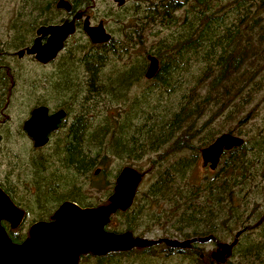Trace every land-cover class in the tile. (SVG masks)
<instances>
[{
    "label": "trees",
    "instance_id": "16d2710c",
    "mask_svg": "<svg viewBox=\"0 0 264 264\" xmlns=\"http://www.w3.org/2000/svg\"><path fill=\"white\" fill-rule=\"evenodd\" d=\"M73 5L86 15L90 0ZM148 8L155 17L137 6L131 13L127 3L101 17L119 32L133 28L122 38L92 45L81 34L80 44L68 42L59 82L49 92L43 78L44 91L30 108L63 109L72 117L42 148L28 143L1 157L9 146H0V161L6 160L0 188L26 213L27 223L43 221L66 201L82 208L105 204L114 187L110 161L126 160L143 175L137 163L146 158L150 182L142 183L128 210L110 217L106 231L180 240L212 235L218 242L241 231L225 264H264V0H156ZM44 12L40 8L36 18ZM153 25L167 34L136 55L135 46L144 45ZM147 55L158 61L152 80L143 77ZM1 82L6 86L5 73ZM218 119L236 123L229 133L244 136V143L224 152L214 171L201 173L199 151L219 134L212 131ZM244 124L250 125L247 133ZM8 129L25 138L21 126L2 131ZM25 223L18 243L27 236ZM202 245L87 254L79 264H151L160 254L178 256L175 264H215Z\"/></svg>",
    "mask_w": 264,
    "mask_h": 264
},
{
    "label": "water",
    "instance_id": "95a60500",
    "mask_svg": "<svg viewBox=\"0 0 264 264\" xmlns=\"http://www.w3.org/2000/svg\"><path fill=\"white\" fill-rule=\"evenodd\" d=\"M121 7L125 0H107ZM57 8L71 11L68 0H59ZM82 20V31L92 44L107 43L111 36L102 22L91 25L82 12L74 14L70 21L60 26H42L36 30L32 45L16 52L21 58L24 54L34 56L39 64L53 60L63 48L64 42L76 31L75 22ZM47 41L42 44V39ZM148 68L146 79H151L158 69L157 60L146 56ZM66 118L64 110L49 113L44 105L33 108L23 122L22 129L33 143L34 148H42L48 143L49 136L60 128ZM244 139L229 133L216 137L208 146L200 150L201 166L214 171L224 152L242 146ZM98 174V170L95 171ZM142 180V174L132 167H123L115 178V184L107 202L96 207H79L66 201L54 211L51 220L38 221L28 229V237L15 244L7 237L0 226V264H79L81 256L90 254L96 257L109 253L126 252L134 248L152 247L164 244L170 248L190 249L194 243H215L217 248L210 253L215 264H225L237 243L241 231L237 232L229 243H218L213 236L195 237L187 240L160 238L156 240L134 237L130 232L113 233L105 230L110 217L117 211L128 210L134 201ZM9 222L15 229L25 220L24 211L17 207L0 188V221Z\"/></svg>",
    "mask_w": 264,
    "mask_h": 264
},
{
    "label": "rangeland",
    "instance_id": "374dc122",
    "mask_svg": "<svg viewBox=\"0 0 264 264\" xmlns=\"http://www.w3.org/2000/svg\"><path fill=\"white\" fill-rule=\"evenodd\" d=\"M26 1H27V4H26ZM26 1L25 0H0V63H4V66L8 67L9 71L15 70L16 73H18L16 77L18 79V84H19L17 98L16 99L13 98L12 105L9 106L8 108L9 110L8 112L6 111V115H5V116H8V120H7L8 125L14 129H17L19 126L22 127L23 122L29 117L31 110L33 109V108H30L32 107L31 101L35 100L37 96H40L41 91H44L41 88L42 87L41 83H43V78L46 74V71L43 67H38L27 59H24V60L17 59L14 55V53L22 49L23 46H27L31 38H34L37 25L43 24V22L49 19V14L47 16L46 15L47 13L46 14L44 13L42 18L37 19L36 17L39 14L38 13L39 9L42 7H44V9L46 8V12L49 11L48 3L49 4L51 3L50 0H44V2H41L42 0H26ZM68 1L73 4V0H68ZM150 1L151 0H125V2L127 3V9L131 13L133 12L132 8L134 6H137V8L140 6L143 8H147L146 4H149ZM35 3H38V4H35ZM110 12L113 14L118 13L119 7H117L115 4L111 2H108L107 0H90L89 12L88 14H86V16L89 17V21L91 25H97L99 22H102L106 32L111 37L116 36L117 39H119L120 37L122 38L123 37L122 35L124 34V30L128 32L132 30L133 28L125 27L124 30L122 29L123 31L119 32V26L116 25L113 21L101 18L105 14H108ZM91 16L93 17L92 19H91ZM104 20H106V22H104ZM130 21L131 20L128 19L127 21H125V23H127L128 25ZM81 34H82V30L81 28H79L78 32L68 42L72 44H76V43L80 44L82 42ZM166 34H167V31H165L164 29H161L159 26H156V25L149 26L145 31L144 45H136L133 52L136 55H139V54L143 55L146 51L149 50V48L152 45L155 44V41L158 38L164 37ZM19 36H22V38L20 39ZM132 36H135V35H132ZM17 37L20 39V41ZM133 52H130V53H133ZM82 75L83 74L81 70L80 71L81 79H82ZM36 79H37V83L35 82ZM31 89H34L33 97H31L32 95L29 94ZM51 111H54V109ZM71 117L72 116H69L67 118L66 123L69 122ZM212 126L214 127L212 131L216 132L217 134L219 133L216 136L218 137L219 135L223 133H229L230 129H233L236 127V123H227L222 119H218ZM249 126H250L249 124L242 125L241 131H243V133H247ZM229 134H232V133H229ZM234 136H237V135H234ZM241 138L245 139L244 136H241ZM28 143L32 145L31 140L26 136V134H25V138H22L16 135V137L14 138V143L12 144V141H9L8 143L9 148H7L5 153L3 152L1 154V157L3 156L6 157L9 149L12 152H17L16 151L17 146H18V150H20L22 146ZM185 154L186 152L180 155H185ZM5 161L6 160H3L2 162L0 161V182L2 179L1 177H3V173L6 171ZM9 162H11V160H9L8 163ZM128 163L129 162H127L126 160H120V159H112L110 161L107 167V173L110 176H113L112 183L115 184V178H116L115 175H117V172L119 170H121L123 167H132V166H129ZM137 166L140 167L141 172L144 173L142 176L141 183L138 188V190L140 191L145 188L144 186L145 184H142V183L144 182L148 185L151 179H150V176H148L145 173L146 170L148 169V161L146 158L138 162ZM198 166H199V172L202 173L203 167L201 166L200 158H199ZM18 189L21 192H22V189L25 190L24 186H22V188L19 186ZM95 195L98 198L101 197L100 193H97ZM258 214H262L260 213V209L258 210ZM31 224L32 223L30 222L29 223L26 222L22 228V231L26 232ZM253 235L257 237L259 236V233L257 231H254ZM141 238L156 240V239L168 238V237H161L160 235L158 236L146 235ZM170 239H175V238H170ZM231 241L232 239L228 238L226 239V241H222L220 243H229ZM216 248L217 246L213 243H206L201 246V250L203 251V253L209 254V255L211 252H214ZM178 258H179L178 256H170L168 258V257H164L163 254L162 255L160 254L158 259H152L151 264H175V261H177ZM134 261H135L134 262L135 264H142V263L147 264L149 262L148 260L141 262L138 259ZM80 264H96V263L94 262V260L90 259V260H87L86 263L81 262Z\"/></svg>",
    "mask_w": 264,
    "mask_h": 264
},
{
    "label": "flooded vegetation",
    "instance_id": "af4514ba",
    "mask_svg": "<svg viewBox=\"0 0 264 264\" xmlns=\"http://www.w3.org/2000/svg\"><path fill=\"white\" fill-rule=\"evenodd\" d=\"M51 1V5L49 6V11L46 12V8H45V14L48 16L49 14V19H47L44 24H40L36 30L42 26H47V27H52V26H60L62 25L64 22H67V21H70L72 19V17L74 16L75 13L77 12H82L84 13L83 11H79L77 9H75L76 7H74V5L70 2L71 4V11L70 12H66L64 11L63 9H59L57 8V2L59 0H50ZM156 0H151L149 2V4H146L147 8H143V7H139V10L141 12L144 13V15L146 16H149V12H152V15L155 17V12H153L151 9H149L148 7L150 6V4L152 2H155ZM42 2H44V0H42ZM109 2V1H108ZM112 3V2H111ZM126 3V2H125ZM114 4V3H113ZM125 5V4H124ZM141 5V4H140ZM117 6V5H116ZM118 7V6H117ZM122 7V6H121ZM119 7V8H121ZM44 8V7H43ZM143 8V9H142ZM46 16V17H47ZM86 16L85 14H83V17ZM89 18V17H88ZM82 26V20L80 21H76L75 22V28H76V31L73 35L69 36V38L64 42L63 44V48L57 53L56 57L49 61L48 63L42 65V64H39L38 62L35 61L34 59V56H30V55H26L24 54L21 58H18L16 56V53H14L15 57L17 59H20V60H24V59H27L29 60L30 62L34 63L36 66L38 67H43L46 71V74H45V86H46V90H49V92L52 91V87L54 84H57L59 82V78H58V75H63V72H61V69L63 66H65V58H66V55H67V48H68V41H70V39L72 37H74V35L78 32L79 28H81ZM36 30H35V36L34 38H31V40L29 41L28 45L27 46H24L22 47V49H26L28 47H30L34 41V39L36 38ZM82 30V29H81ZM82 35L85 36L82 32ZM20 39L22 38V36H19ZM19 39V38H18ZM19 39V40H20ZM47 41V38H43L42 39V44L45 43ZM20 49V50H22ZM18 52V51H17ZM148 56V55H147ZM75 58L77 57H74L72 59L76 60ZM78 65H81L79 62H78ZM82 68L79 69V71H81ZM66 70V69H65ZM6 74V78H7V84L6 86H4V84L1 82L3 81V74ZM17 73L15 70H11L9 71V69L5 68L4 66V63H0V146H9V141H5L3 138L4 137H8V136H11L12 137V144L14 143V135L13 133H11V131L8 129L6 132L2 131V128L5 126V125H8V116H5L6 115V111L8 112V108L10 105H12V100L13 98L16 99L17 98V94H18V80H17ZM79 82V84L82 85L81 81H80V78L78 76V80H77V83ZM34 89H31L30 91V95H32L31 97H33L34 95ZM50 95V93H49ZM51 96V95H50ZM37 107V106H36ZM49 109V108H48ZM59 110V109H57ZM57 110H54V111H51V109H49V113H53ZM30 115V114H29ZM67 115V113H66ZM67 118L68 116H66L64 123H66L67 121ZM61 127V126H60ZM54 133V132H53ZM53 133L50 134L49 136V140L48 142L50 141ZM33 144V143H32ZM4 192V191H3ZM5 193V192H4ZM6 194V193H5ZM8 196V195H7ZM9 197V196H8ZM11 200V199H10ZM14 204V203H13ZM17 206V205H16ZM18 207V206H17ZM21 209V208H20ZM22 210V209H21ZM54 213V212H53ZM53 213L50 215V217L47 219V220H43V221H46V222H49L51 220V217L53 215ZM25 214V220L23 221V223L26 222L27 220V215L26 213L24 212ZM38 222V221H36ZM23 223L18 226L17 228L13 229L11 228V225L9 224V222L5 221V220H2L0 221V226L3 228V230L5 231L7 237L11 240V242L15 243V244H21L27 237H28V229H27V237L25 239H23L21 242H17L16 238L18 237V234H19V230H20V227L23 225ZM35 222H33L32 224H34ZM31 224V225H32ZM30 225V226H31Z\"/></svg>",
    "mask_w": 264,
    "mask_h": 264
},
{
    "label": "bare ground",
    "instance_id": "6f19581e",
    "mask_svg": "<svg viewBox=\"0 0 264 264\" xmlns=\"http://www.w3.org/2000/svg\"><path fill=\"white\" fill-rule=\"evenodd\" d=\"M124 4H125V3H124ZM115 5H116V4H115ZM118 7H119V6H118ZM82 32H83V31H82ZM83 34L85 35V38L90 42V40H89V38L86 36V34H85L84 32H83ZM90 43H91V42H90ZM91 44H92V43H91ZM92 45H99V44H92ZM157 62H158V61H157ZM147 68H148V63H147V66H146L145 72H144V74H143L144 80H152V79L155 77V75H154V77L151 78V79H146V78H145V74H146ZM156 72H157V71H156ZM36 89H37V88H36ZM62 110H63V109H62ZM64 111H65V110H64ZM65 113H66V111H65ZM66 116L69 117L70 115L67 114ZM213 141H214V140H213ZM213 141H212V142H213ZM212 142H211V143H212ZM211 143H210V144H211ZM200 150H201V149H200ZM199 158H200V151H199ZM96 171H97V170H96ZM119 172H120V170H119ZM119 172H118V173H119ZM118 173H117V175H118ZM117 175H116V176H117ZM142 176H143V175H142ZM95 207H96V206H95ZM123 233H124V232H123ZM132 235H133V234H132ZM133 236H134V235H133ZM209 236H212V235H209ZM134 237H137V236H134ZM205 237H207V236H205ZM213 237H214V236H213ZM139 238H141V237H139ZM214 238H215V237H214ZM215 239H216V238H215ZM185 240H187V239H185ZM216 240H217V239H216ZM217 242H218V241H217ZM209 243H212V242H209ZM218 243H220V242H218ZM213 244H215V243H213ZM215 245H216V244H215Z\"/></svg>",
    "mask_w": 264,
    "mask_h": 264
}]
</instances>
